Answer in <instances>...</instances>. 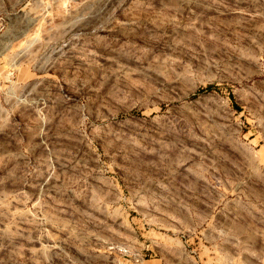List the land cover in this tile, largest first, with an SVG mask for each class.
<instances>
[{
	"label": "rangeland",
	"instance_id": "1",
	"mask_svg": "<svg viewBox=\"0 0 264 264\" xmlns=\"http://www.w3.org/2000/svg\"><path fill=\"white\" fill-rule=\"evenodd\" d=\"M0 264H264V0H0Z\"/></svg>",
	"mask_w": 264,
	"mask_h": 264
},
{
	"label": "bare ground",
	"instance_id": "2",
	"mask_svg": "<svg viewBox=\"0 0 264 264\" xmlns=\"http://www.w3.org/2000/svg\"><path fill=\"white\" fill-rule=\"evenodd\" d=\"M40 254V253H39Z\"/></svg>",
	"mask_w": 264,
	"mask_h": 264
}]
</instances>
